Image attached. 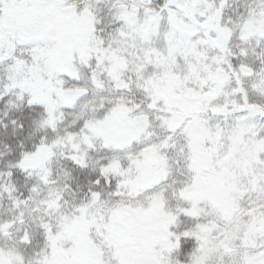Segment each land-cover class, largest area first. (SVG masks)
<instances>
[{"label": "snow or ice", "instance_id": "1", "mask_svg": "<svg viewBox=\"0 0 264 264\" xmlns=\"http://www.w3.org/2000/svg\"><path fill=\"white\" fill-rule=\"evenodd\" d=\"M0 264H264V0H0Z\"/></svg>", "mask_w": 264, "mask_h": 264}]
</instances>
